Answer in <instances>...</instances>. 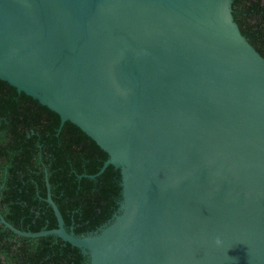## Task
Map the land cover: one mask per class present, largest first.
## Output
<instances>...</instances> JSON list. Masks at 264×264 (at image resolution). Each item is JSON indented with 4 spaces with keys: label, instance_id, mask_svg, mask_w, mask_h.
<instances>
[{
    "label": "water",
    "instance_id": "obj_1",
    "mask_svg": "<svg viewBox=\"0 0 264 264\" xmlns=\"http://www.w3.org/2000/svg\"><path fill=\"white\" fill-rule=\"evenodd\" d=\"M235 0H0V80L91 138L121 202L55 237L88 264H264V58ZM87 177V176H86Z\"/></svg>",
    "mask_w": 264,
    "mask_h": 264
},
{
    "label": "trees",
    "instance_id": "obj_2",
    "mask_svg": "<svg viewBox=\"0 0 264 264\" xmlns=\"http://www.w3.org/2000/svg\"><path fill=\"white\" fill-rule=\"evenodd\" d=\"M241 33L264 58V0H235ZM109 156L71 123L0 80V213L15 228H57L51 193L68 229L90 234L107 224L121 202L114 167L95 179ZM87 176V177H86ZM88 264L83 253L55 237L26 239L0 225V264Z\"/></svg>",
    "mask_w": 264,
    "mask_h": 264
},
{
    "label": "flooded vegetation",
    "instance_id": "obj_3",
    "mask_svg": "<svg viewBox=\"0 0 264 264\" xmlns=\"http://www.w3.org/2000/svg\"><path fill=\"white\" fill-rule=\"evenodd\" d=\"M1 214V213H0ZM2 215V214H1ZM3 216V215H2ZM1 226H3L2 224H0ZM3 264H6V262H3Z\"/></svg>",
    "mask_w": 264,
    "mask_h": 264
}]
</instances>
